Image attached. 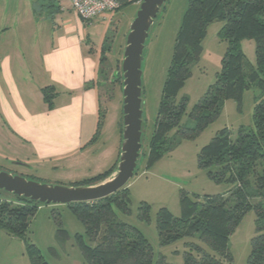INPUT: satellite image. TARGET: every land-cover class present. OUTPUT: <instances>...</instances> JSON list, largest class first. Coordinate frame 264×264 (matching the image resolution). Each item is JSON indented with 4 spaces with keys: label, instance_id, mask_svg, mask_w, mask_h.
<instances>
[{
    "label": "rangeland",
    "instance_id": "rangeland-1",
    "mask_svg": "<svg viewBox=\"0 0 264 264\" xmlns=\"http://www.w3.org/2000/svg\"><path fill=\"white\" fill-rule=\"evenodd\" d=\"M35 1L0 0V21L27 20L33 13ZM188 4L189 0H166L148 30L141 62L142 146L136 171L126 185L128 210L117 212L121 221L135 227L147 239L153 249L154 262L163 259L166 264H183L186 240L161 245L156 224L158 212L166 209L175 217H184L189 214L191 205L186 206L183 200H202L206 195L227 192L229 184L214 182L208 171L199 167L197 155L223 128L228 130L230 137L242 127L253 128L257 93L251 88L242 93L239 102L225 100L217 118L193 138H180L176 128L171 130L168 134L171 144L159 156L149 157L163 87ZM138 8L139 5L126 4L109 13L106 22H94L88 30L98 48L107 40L105 46H110L107 56L112 65L110 72L117 63L121 64L126 37ZM222 25L223 22L215 21L207 26L198 58L191 64L190 75L175 97V102L186 97L185 113L180 121L183 127L195 126L188 115L221 71V60L227 47L226 41L218 36ZM241 47L246 57L254 62V42L244 40ZM122 98V90L117 85L113 89L110 86L100 89L103 122L98 138L91 145L90 157L82 158L79 163L76 159L59 168H54L56 163L48 162H33L24 168L12 164L11 152L3 148L0 141V169L39 183L63 186L104 172L110 168L117 153ZM2 134L0 125V137ZM255 218L252 209L240 218L229 237V257L224 264H247L251 240L256 233ZM25 238L28 243L0 229V264H33L30 258L33 255L41 256L40 264H90L80 245L81 240L89 242L84 227L67 204H39ZM194 242L201 244L196 239ZM28 244L32 246L28 247Z\"/></svg>",
    "mask_w": 264,
    "mask_h": 264
},
{
    "label": "trees",
    "instance_id": "trees-1",
    "mask_svg": "<svg viewBox=\"0 0 264 264\" xmlns=\"http://www.w3.org/2000/svg\"><path fill=\"white\" fill-rule=\"evenodd\" d=\"M115 1L118 4L116 10L126 4L139 5L141 2ZM215 21L223 22L218 36L227 43L221 71L188 115L195 126L183 127L180 121L185 113L186 97L179 102H175V97L190 75L191 64L198 58L207 26ZM244 40L254 42V62L243 52L241 43ZM119 68L118 65L110 72L109 83L122 90ZM100 73L106 74L104 66ZM251 88L257 90L253 128L242 127L232 137L223 128L197 155L199 167L206 169L214 182L229 184L227 192L206 195L202 200H183L186 206L191 205L189 214L184 217H175L166 209L157 214L161 245L186 240L183 264H224L229 257V237L240 218L251 209L256 215V233L251 240L247 264H264V0H189L163 87L149 157L159 156L171 144L168 135L171 130L176 128L180 138L195 137L217 118L225 100L239 102L242 93ZM42 93L43 99L52 107V88L45 87ZM102 122L103 111L97 132L89 142L98 135ZM119 129L121 136L122 125ZM115 165L93 177L76 181L72 186L102 182L111 176ZM128 203L129 193L125 186L97 201L67 204L84 227L89 242L81 240L80 245L90 264H166L163 259L154 262L153 249L147 239L135 227L118 218L117 212L128 210ZM39 204L0 190V229L28 243L25 237ZM195 239L201 244L194 242ZM30 258L33 264L42 261L41 256Z\"/></svg>",
    "mask_w": 264,
    "mask_h": 264
},
{
    "label": "crops",
    "instance_id": "crops-1",
    "mask_svg": "<svg viewBox=\"0 0 264 264\" xmlns=\"http://www.w3.org/2000/svg\"><path fill=\"white\" fill-rule=\"evenodd\" d=\"M32 5L27 20L0 21V141L14 165L48 162L59 168L90 157L99 136L100 131L89 142L104 113L100 89H113L112 65L107 40L98 48L88 30L94 22H106L111 12L85 23L69 0H36ZM45 87L52 88V107L43 99ZM118 137L111 166L119 159Z\"/></svg>",
    "mask_w": 264,
    "mask_h": 264
},
{
    "label": "water",
    "instance_id": "water-1",
    "mask_svg": "<svg viewBox=\"0 0 264 264\" xmlns=\"http://www.w3.org/2000/svg\"><path fill=\"white\" fill-rule=\"evenodd\" d=\"M166 0H141L133 19L121 61L122 134L116 169L102 182L88 186L39 183L0 169V190L39 203L71 204L106 198L124 188L133 177L142 146L141 62L148 30Z\"/></svg>",
    "mask_w": 264,
    "mask_h": 264
},
{
    "label": "built area",
    "instance_id": "built-area-1",
    "mask_svg": "<svg viewBox=\"0 0 264 264\" xmlns=\"http://www.w3.org/2000/svg\"><path fill=\"white\" fill-rule=\"evenodd\" d=\"M72 8L83 21H91L99 14L115 11V0H69Z\"/></svg>",
    "mask_w": 264,
    "mask_h": 264
}]
</instances>
